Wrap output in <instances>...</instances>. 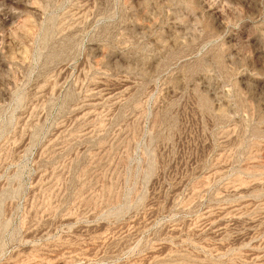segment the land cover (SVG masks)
Here are the masks:
<instances>
[{
    "label": "rangeland",
    "instance_id": "1",
    "mask_svg": "<svg viewBox=\"0 0 264 264\" xmlns=\"http://www.w3.org/2000/svg\"><path fill=\"white\" fill-rule=\"evenodd\" d=\"M0 264H264V0H0Z\"/></svg>",
    "mask_w": 264,
    "mask_h": 264
}]
</instances>
